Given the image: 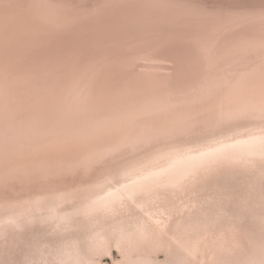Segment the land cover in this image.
<instances>
[{"label": "bare ground", "instance_id": "bare-ground-1", "mask_svg": "<svg viewBox=\"0 0 264 264\" xmlns=\"http://www.w3.org/2000/svg\"><path fill=\"white\" fill-rule=\"evenodd\" d=\"M100 2L85 16L74 15L68 30L49 18L83 9L75 3H0V182L50 184L51 177L72 171L86 174L125 148L190 135L206 122L214 128L231 121L245 114L239 105L264 92L258 20L213 26L205 19L230 12L258 18L264 7ZM252 40L256 47L245 48ZM201 45L212 48L209 56ZM241 128L220 135L228 140L169 146L146 159L118 163L105 174L109 185L97 182L85 202L98 207L133 200L143 189L157 188L164 179L174 183L212 158L264 145V131ZM46 189L25 205H58L68 197L52 185Z\"/></svg>", "mask_w": 264, "mask_h": 264}, {"label": "rangeland", "instance_id": "rangeland-1", "mask_svg": "<svg viewBox=\"0 0 264 264\" xmlns=\"http://www.w3.org/2000/svg\"><path fill=\"white\" fill-rule=\"evenodd\" d=\"M58 1L83 8L67 14L65 20L49 18L62 30L101 4L100 0ZM168 1L264 7V0ZM255 97L239 105L245 114L231 121L216 123L214 128L206 122L190 135L137 150L125 148L86 174L72 171L58 179L51 177L50 184L0 182L6 186L0 185V264L24 260L33 264H264V145L255 152L212 158L174 183L164 179L157 188H145L133 200L124 197L113 207L110 203L92 207L84 199L97 182L109 185L105 174L115 172L118 163L146 159L169 146L206 145L205 139L221 138L234 127L264 131V111L255 108L262 93ZM51 185L68 197L58 205H25V200Z\"/></svg>", "mask_w": 264, "mask_h": 264}, {"label": "snow or ice", "instance_id": "snow-or-ice-1", "mask_svg": "<svg viewBox=\"0 0 264 264\" xmlns=\"http://www.w3.org/2000/svg\"><path fill=\"white\" fill-rule=\"evenodd\" d=\"M205 19L208 21L210 25L213 26L216 24H223L225 20H228L229 22L232 23H251V24L256 23L258 20L261 29L259 41H258L259 60H260L262 72H264V10L261 11V14L258 18L254 16L246 15L243 12H230L229 14H227V16L221 15L218 17L208 16L207 14H205ZM255 47H256L255 40L248 41L245 44V48L248 49ZM200 49L205 56H209L212 52V48L208 45H201ZM261 110L264 111V93H262ZM15 264H33V262L24 260V261L15 262Z\"/></svg>", "mask_w": 264, "mask_h": 264}]
</instances>
